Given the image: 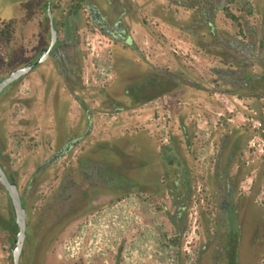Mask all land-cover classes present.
Instances as JSON below:
<instances>
[{
  "label": "flooded vegetation",
  "instance_id": "flooded-vegetation-1",
  "mask_svg": "<svg viewBox=\"0 0 264 264\" xmlns=\"http://www.w3.org/2000/svg\"><path fill=\"white\" fill-rule=\"evenodd\" d=\"M0 49V264L6 182L18 264H264V0H29Z\"/></svg>",
  "mask_w": 264,
  "mask_h": 264
},
{
  "label": "rangeland",
  "instance_id": "rangeland-1",
  "mask_svg": "<svg viewBox=\"0 0 264 264\" xmlns=\"http://www.w3.org/2000/svg\"><path fill=\"white\" fill-rule=\"evenodd\" d=\"M26 1L29 0H0V17L2 18V20H9L11 18H14V16L16 17L18 14V7H20V5L22 6L24 3H26ZM226 104L232 107L231 101H227ZM128 211V204L126 201H123L115 209L108 210L106 212L111 213L110 215L106 216V219L113 217L116 218L117 216L118 218L124 219V217L128 216ZM120 223L123 224V222ZM103 225H105V223H103ZM114 227L120 228V226L116 225L110 228V232L113 234L117 231ZM148 235H150L149 232ZM79 240L80 239H78V241ZM166 240L167 239H164L163 242L157 243L151 240H147L139 243H132L133 245H131V243H128L124 251L125 254L121 258V264H178L176 249L171 248ZM118 243L119 241L117 240H115L114 242H112V240H106L102 243L99 242L98 244H96L97 246L95 247V249L98 250L99 248L106 247L107 254H109V252L111 251V254H113V251L115 250L114 246L116 247ZM75 249H78L77 246ZM107 257H109V255H107ZM104 264H107V262H104Z\"/></svg>",
  "mask_w": 264,
  "mask_h": 264
},
{
  "label": "water",
  "instance_id": "water-1",
  "mask_svg": "<svg viewBox=\"0 0 264 264\" xmlns=\"http://www.w3.org/2000/svg\"><path fill=\"white\" fill-rule=\"evenodd\" d=\"M25 69H27V68L20 69V70L13 72L10 78H12V76L14 77L17 74H20L21 72H24ZM6 185H7L9 192H10V195L12 196V198H13L16 206H17L18 213H19V222L21 224L20 240L18 241L17 246L14 249V264H18L21 245H22V239H23V235H24L25 214H24L23 208L20 205L19 195H18L16 188L14 186L7 184V182H6Z\"/></svg>",
  "mask_w": 264,
  "mask_h": 264
}]
</instances>
